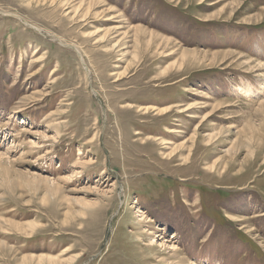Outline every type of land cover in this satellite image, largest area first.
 <instances>
[{"label":"rangeland","instance_id":"374dc122","mask_svg":"<svg viewBox=\"0 0 264 264\" xmlns=\"http://www.w3.org/2000/svg\"><path fill=\"white\" fill-rule=\"evenodd\" d=\"M41 261L264 264V0H0V264Z\"/></svg>","mask_w":264,"mask_h":264},{"label":"bare ground","instance_id":"6f19581e","mask_svg":"<svg viewBox=\"0 0 264 264\" xmlns=\"http://www.w3.org/2000/svg\"><path fill=\"white\" fill-rule=\"evenodd\" d=\"M256 69H257V68H256ZM259 69H260V67H259ZM262 111H263V110H262ZM70 178H73V174L70 175L69 179H70ZM89 205H90V204H85V206H87V207H89ZM68 251H69V250H68ZM172 253H173V255H175V254H176V251H173V250H172ZM39 263L43 264V261H41V262H39ZM50 263H51V262H49L48 264H50Z\"/></svg>","mask_w":264,"mask_h":264}]
</instances>
